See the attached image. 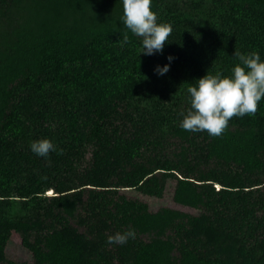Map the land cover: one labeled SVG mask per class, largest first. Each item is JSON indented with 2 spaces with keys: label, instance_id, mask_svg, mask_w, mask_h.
Here are the masks:
<instances>
[{
  "label": "trees",
  "instance_id": "1",
  "mask_svg": "<svg viewBox=\"0 0 264 264\" xmlns=\"http://www.w3.org/2000/svg\"><path fill=\"white\" fill-rule=\"evenodd\" d=\"M171 2L152 0L173 31L145 55L122 0H26L0 48V264H264V98L219 137L180 127L197 79L231 76L237 51L264 61V0ZM44 138L63 153H33ZM167 178L196 214L122 192L160 197ZM129 228L135 239L107 242ZM12 231L30 262L5 258Z\"/></svg>",
  "mask_w": 264,
  "mask_h": 264
},
{
  "label": "clouds",
  "instance_id": "2",
  "mask_svg": "<svg viewBox=\"0 0 264 264\" xmlns=\"http://www.w3.org/2000/svg\"><path fill=\"white\" fill-rule=\"evenodd\" d=\"M152 0H122V21L130 32L139 37L142 48L139 53L152 55L162 52L164 45L169 42L172 25L158 23V17L151 8ZM128 42V36H124ZM240 61L232 69L231 76L221 73L206 74L199 79L195 86L190 85V108L186 114L181 113L180 127L188 132L206 131L209 136L219 137L228 127L234 117L255 115L259 101L264 98V61L257 51L248 54L234 53ZM169 61L172 56L167 57ZM158 75L169 71V65L157 66ZM30 149L38 156L47 157L51 151H58L51 140L44 138L32 142ZM134 229L117 232L107 237L109 244H125L128 239H135Z\"/></svg>",
  "mask_w": 264,
  "mask_h": 264
},
{
  "label": "rangeland",
  "instance_id": "3",
  "mask_svg": "<svg viewBox=\"0 0 264 264\" xmlns=\"http://www.w3.org/2000/svg\"><path fill=\"white\" fill-rule=\"evenodd\" d=\"M171 4L174 2L177 4V6H180L181 0H171ZM177 1V2H176ZM26 0H0V48L2 46V42H8V40L12 39L11 36V29L14 27L20 20V11L25 7ZM208 8V4L203 5L201 9H198V15L196 17V20H199L200 23L198 24L202 26V20H201V14L205 12V10ZM161 86V84H158L156 87ZM174 92H170L168 94V98L166 97L164 99L165 102H170L174 96V93L178 95V90H173ZM167 96V95H166ZM58 142V139H54V144L56 145ZM166 146V145H165ZM171 147L166 146V151H169ZM88 151L87 147H84L83 151L80 152V154H69L68 160L69 165H57L58 177L65 176L68 174L69 171L72 170V168L82 166L86 163V160L88 159ZM70 174V173H69ZM174 186V180L172 178H167L165 180L164 189L162 192V195L160 197H154L142 194L135 189H127L122 191L126 196L130 198L138 199L142 202H144L147 206V209L149 211H155L156 209L160 207H167L171 209H175L178 211H182L189 214H196L197 210L190 208L188 206H183L180 204L175 203L172 200V190ZM43 194H52L51 190L44 191ZM4 256L6 259L14 261V262H24L28 263L31 261V254L30 252L21 246L19 236L16 232L12 231L6 244L4 247Z\"/></svg>",
  "mask_w": 264,
  "mask_h": 264
}]
</instances>
